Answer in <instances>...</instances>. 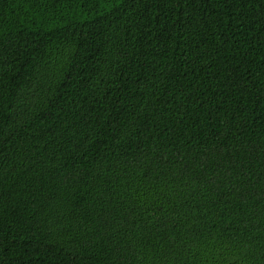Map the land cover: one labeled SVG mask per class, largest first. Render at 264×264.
<instances>
[{
  "label": "trees",
  "instance_id": "1",
  "mask_svg": "<svg viewBox=\"0 0 264 264\" xmlns=\"http://www.w3.org/2000/svg\"><path fill=\"white\" fill-rule=\"evenodd\" d=\"M0 264H264V0H0Z\"/></svg>",
  "mask_w": 264,
  "mask_h": 264
}]
</instances>
